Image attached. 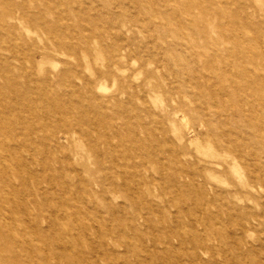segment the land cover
<instances>
[{
    "label": "rangeland",
    "instance_id": "obj_1",
    "mask_svg": "<svg viewBox=\"0 0 264 264\" xmlns=\"http://www.w3.org/2000/svg\"><path fill=\"white\" fill-rule=\"evenodd\" d=\"M0 264H264V0H0Z\"/></svg>",
    "mask_w": 264,
    "mask_h": 264
},
{
    "label": "bare ground",
    "instance_id": "obj_2",
    "mask_svg": "<svg viewBox=\"0 0 264 264\" xmlns=\"http://www.w3.org/2000/svg\"><path fill=\"white\" fill-rule=\"evenodd\" d=\"M155 114V113H154ZM139 118V117H138ZM157 120V119H156ZM160 123V122H159ZM173 123V122H172ZM161 125V124H160ZM117 128V127H116ZM191 130V129H190ZM164 132V131H163ZM208 132V131H207ZM76 133V132H75ZM211 134V133H210ZM194 135V134H193ZM198 136V135H197ZM211 136V135H210ZM212 137V136H211ZM189 138V137H188ZM200 138V137H199ZM195 139H196V137H195ZM209 139V138H208ZM192 141V140H191ZM200 142V141H199ZM192 143V142H191ZM194 143H196L197 145H199L200 147H202V149L204 150V151H206L207 153H209L213 158H214V156H213V153L211 152V150H210V147L211 146H209V144H203V142H202V144L203 145H200L198 142H197V140H194ZM208 143V142H207ZM212 144V143H211ZM19 145V144H18ZM216 148H217V146H216ZM213 149V148H212ZM214 150V149H213ZM205 154V153H204ZM223 154V153H222ZM113 159V158H112ZM215 161H217V160H215ZM219 163V162H218ZM234 163V162H233ZM216 165V164H215ZM218 165V164H217ZM236 165V164H235ZM152 167V166H151ZM186 216V215H185ZM177 220V219H176ZM180 222V221H179ZM183 222V221H182ZM194 225V224H193ZM176 232V231H175ZM180 232V231H179ZM180 236V238H179V241H180V243H185V242H187V238L185 239L184 237H186V234H185V236H183V235H179ZM187 245V244H186ZM189 247H191V245L189 246ZM193 247V246H192Z\"/></svg>",
    "mask_w": 264,
    "mask_h": 264
}]
</instances>
